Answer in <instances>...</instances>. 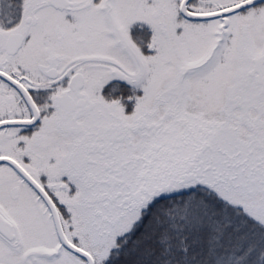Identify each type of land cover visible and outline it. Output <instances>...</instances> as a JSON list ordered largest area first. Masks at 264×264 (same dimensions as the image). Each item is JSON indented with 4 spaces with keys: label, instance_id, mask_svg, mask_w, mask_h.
Listing matches in <instances>:
<instances>
[{
    "label": "snow or ice",
    "instance_id": "6c2138e0",
    "mask_svg": "<svg viewBox=\"0 0 264 264\" xmlns=\"http://www.w3.org/2000/svg\"><path fill=\"white\" fill-rule=\"evenodd\" d=\"M0 264H264V0H0Z\"/></svg>",
    "mask_w": 264,
    "mask_h": 264
}]
</instances>
